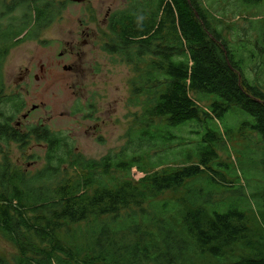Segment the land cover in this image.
Returning <instances> with one entry per match:
<instances>
[{
	"label": "trees",
	"instance_id": "obj_1",
	"mask_svg": "<svg viewBox=\"0 0 264 264\" xmlns=\"http://www.w3.org/2000/svg\"><path fill=\"white\" fill-rule=\"evenodd\" d=\"M128 1L126 10L108 19L113 38L104 51L138 75L129 102L141 114L134 115L137 131H128L122 150L100 160L87 159L46 126L27 132L13 127L24 103L5 95L2 67L11 48L2 41L10 40L11 31L0 35V235L17 251L13 264H200L195 257L264 264L262 249L234 254L240 246L254 247L248 212L264 225V208L253 209L243 188L228 200L215 199L233 182L211 168L225 166L217 163V150L227 135L222 121L233 106L252 118L241 130L257 133L264 146V79L247 75L241 51L230 47L202 0ZM65 4L22 0L14 37L30 29L21 42L37 38ZM254 47L264 55L258 41ZM199 96L210 99L207 108ZM191 124L203 128V142L181 165L169 164L165 157L185 146L174 145V131ZM32 142L46 151L43 167L34 172L4 154L12 144L28 152ZM260 164L264 169V158ZM134 169L143 175L139 180ZM206 175L207 187H197ZM258 200L264 202V192ZM259 246L264 248V233ZM0 264L12 263L0 258Z\"/></svg>",
	"mask_w": 264,
	"mask_h": 264
},
{
	"label": "rangeland",
	"instance_id": "obj_2",
	"mask_svg": "<svg viewBox=\"0 0 264 264\" xmlns=\"http://www.w3.org/2000/svg\"><path fill=\"white\" fill-rule=\"evenodd\" d=\"M43 1H52L56 5L66 3V6L52 24L40 31L37 38L20 42L9 52L2 67L5 95L18 96L24 103L22 112L14 117L13 127L27 132L34 126H46L67 138L87 159L100 160L109 153L120 152L128 141V131L133 134L137 131L134 115L141 114V109L129 102L132 99L131 82L138 75L118 56L106 53L104 46L113 38L108 28L109 15L126 10L129 1ZM202 1L218 20L214 26L219 27L230 47L241 51L247 75L252 80L258 77L264 79V67L260 65L264 64V55L260 57L258 47L257 50L254 47L257 41L264 46V3L252 7L244 6L240 0ZM16 11L6 16L7 9L5 12L2 7L0 27L22 16V8ZM68 43L77 46L75 51L60 58V54L68 49ZM42 66L44 73L41 72ZM64 66L68 69L72 67V70L65 71ZM27 69L30 70V77L27 76ZM36 75H40L41 79L36 80ZM199 100L204 108L209 106L210 99L199 96ZM244 121H252V118L235 106L222 121L227 135L219 143L217 163H222L227 169L225 166L217 167V164L211 168L225 176L228 183L233 182V186L226 188L227 192L217 191L215 199L228 200L235 188H243L250 199V206L254 209L253 204H256L263 209L264 202L258 199L264 192V169L260 164L264 158V146L257 133L241 130ZM202 130L200 125L191 124L174 131L179 138L174 145L183 141L185 146L175 149L173 156L165 157L169 164L184 163L188 151L195 155V147L203 142ZM0 149L5 150V145L0 144ZM4 154L19 168L34 172L43 167L46 151L44 145L32 142L28 152H20L12 144ZM2 159L0 154V162ZM132 172L135 180L143 177L135 169ZM207 181L208 175L198 180L196 186L207 187ZM185 193L182 191L178 197ZM248 213L252 221L254 247L250 244L240 246L234 254L246 253L248 247L264 250L259 246L264 225L257 215ZM255 220H258L257 224H253ZM16 255V249L0 235V258L13 264ZM194 261L221 264L210 258L195 257Z\"/></svg>",
	"mask_w": 264,
	"mask_h": 264
},
{
	"label": "flooded vegetation",
	"instance_id": "obj_3",
	"mask_svg": "<svg viewBox=\"0 0 264 264\" xmlns=\"http://www.w3.org/2000/svg\"><path fill=\"white\" fill-rule=\"evenodd\" d=\"M2 7L5 8V12H6V9H7V12H9V14L12 11L15 13V12H17L16 10L18 8H21V0H0V10H1ZM4 13H2V15ZM6 16H7V13H6ZM15 16H17V15H15ZM17 18L18 19H15L14 22L9 23L7 26H5V24H3V26L0 27V35H1L2 38L5 37L7 30L11 31V33L9 35L10 36V40L2 41V45H3L4 48L7 47V46L9 48H11L10 52H12L18 46V43H20L22 41L23 37L27 34V32H26L21 37H18V36L14 37V35H17L20 32L19 30L21 29L22 16H20V17L17 16ZM14 44H15V46H14ZM66 46L68 47V49L64 53L60 54V58H64L65 56H67V55H65L66 53L67 54H70V52L73 53L75 51L76 47H77V46H74L72 43L71 44L68 43V44H66ZM2 51H5V49H3ZM64 70L65 71H71L72 67L68 69V67L64 66ZM44 71H45V68L42 66L41 67V72L44 73ZM26 72H27V76L30 77V75H31L30 70L27 69ZM35 79L36 80H40L41 76L40 75H36ZM25 116H27V115H25ZM18 125H21V124H18Z\"/></svg>",
	"mask_w": 264,
	"mask_h": 264
},
{
	"label": "water",
	"instance_id": "obj_4",
	"mask_svg": "<svg viewBox=\"0 0 264 264\" xmlns=\"http://www.w3.org/2000/svg\"><path fill=\"white\" fill-rule=\"evenodd\" d=\"M74 3H82L84 0H72Z\"/></svg>",
	"mask_w": 264,
	"mask_h": 264
}]
</instances>
